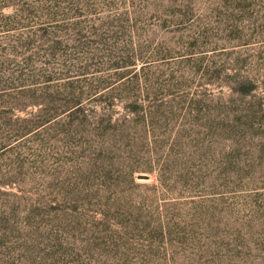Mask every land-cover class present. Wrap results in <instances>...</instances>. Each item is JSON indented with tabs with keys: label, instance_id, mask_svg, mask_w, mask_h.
<instances>
[{
	"label": "rangeland",
	"instance_id": "rangeland-1",
	"mask_svg": "<svg viewBox=\"0 0 264 264\" xmlns=\"http://www.w3.org/2000/svg\"><path fill=\"white\" fill-rule=\"evenodd\" d=\"M0 264H264V0H0Z\"/></svg>",
	"mask_w": 264,
	"mask_h": 264
},
{
	"label": "trees",
	"instance_id": "trees-1",
	"mask_svg": "<svg viewBox=\"0 0 264 264\" xmlns=\"http://www.w3.org/2000/svg\"><path fill=\"white\" fill-rule=\"evenodd\" d=\"M136 102H138L137 100H136ZM76 103H79V102H76ZM134 107V109H137L138 107L137 106H133Z\"/></svg>",
	"mask_w": 264,
	"mask_h": 264
}]
</instances>
